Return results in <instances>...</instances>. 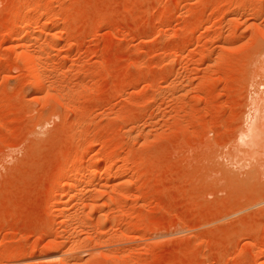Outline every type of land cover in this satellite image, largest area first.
Here are the masks:
<instances>
[{
	"label": "rangeland",
	"instance_id": "374dc122",
	"mask_svg": "<svg viewBox=\"0 0 264 264\" xmlns=\"http://www.w3.org/2000/svg\"><path fill=\"white\" fill-rule=\"evenodd\" d=\"M261 132L264 0H0V264H262Z\"/></svg>",
	"mask_w": 264,
	"mask_h": 264
},
{
	"label": "bare ground",
	"instance_id": "6f19581e",
	"mask_svg": "<svg viewBox=\"0 0 264 264\" xmlns=\"http://www.w3.org/2000/svg\"><path fill=\"white\" fill-rule=\"evenodd\" d=\"M19 5V4H18ZM29 6V5H28ZM30 7V6H29ZM24 8V10H26V6L25 7H23ZM38 8V7H37ZM39 10V9H38ZM21 14V13H20ZM37 14L39 15V11L37 12ZM41 15H42V13H41ZM40 16V15H39ZM39 16H37V17H39ZM19 17V16H18ZM33 17V16H32ZM257 16L255 15L254 16V19L256 18ZM36 18V17H35ZM258 18V17H257ZM18 20V21H17ZM16 20V22H14L15 24L12 26V27H10V29H9V32L8 33H10V34H12V35H17L18 34V28H19V24H23V22H25L24 21V18L22 19L21 17L20 18H18ZM27 21V20H26ZM28 22V21H27ZM39 29V28H38ZM38 29H34V30H31L30 31V37H29V40H31V41H34L36 38H37V35H38V33L40 32L41 33V30H38ZM256 30H258V29H256ZM262 33V32H261ZM263 36V35H262ZM22 37V36H21ZM37 40V39H36ZM16 47L17 48H19L21 51H20V59H22L23 61H21V62H23V66L24 67H26V69H27V73L32 77V76H34V78H35V80H34V82H35V85H37L38 86V88L40 87V86H44L43 85V79L41 78V69L39 68V66H37V64H38V56L34 53V52H30L29 50H28V48H27V43L26 42H22V43H19V44H16ZM25 71V70H24ZM34 82H33V84H34ZM36 86V87H37ZM62 95V94H61ZM261 114V113H260ZM255 119H256V116L252 119V121L250 122V124L253 122V124H251L250 126V129L248 128L247 129V132L245 133V134H243V136H242V138L241 139H243L244 140V142L243 143H245V141H246V143L248 142L250 145H254V147L256 146V145H260L261 143L259 142V144L258 143H256V142H258L259 140H256V139H258L257 138V136L258 137H260L259 136V131H258V129H257V126H255V124H256V122H257V120L255 121ZM261 133H264V132H261ZM263 135V134H262ZM260 140H262L261 138H260ZM248 143L246 144V145H248ZM251 146V147H252ZM261 146V145H260ZM250 147V148H251ZM253 147V148H254ZM252 148V150H254ZM260 148V147H259ZM247 151H249V150H245V152H247ZM251 152V149H250V151H249V153ZM248 153V154H249ZM252 153H256V152H252ZM97 163V159H95V158H90L88 161H87V167H91V166H93V165H95ZM75 167V166H74ZM74 168H72V170H70L71 171V173H70V175L68 176L67 175V181H65L66 182V188H67V193L69 194V196H70V198L72 197L73 198V196H74V190H75V188H76V182H75V180L73 179V173H74V170H73ZM68 173V172H67ZM104 175V178H109L110 176H111V169L110 168H107V169H105V171H104V173H103ZM86 183H85V185L86 184H88L89 183V181L88 180H86L85 181ZM64 192V191H63ZM58 202H60V201H58ZM57 202V203H58ZM61 202H62V200H61ZM60 206H61V204H60ZM61 211V213H62V215H64V216H71V212H67L65 209H64V207L62 208V209H60ZM71 211V210H70ZM70 213V214H69ZM69 214V215H68ZM72 215H73V213H72ZM69 220V219H68ZM71 220V219H70ZM69 225V224H68ZM101 227H103V224L101 223ZM102 229V228H101ZM69 232V231H68ZM67 256V255H66ZM66 256L64 255V257L63 258H66ZM53 257H56V256H54V255H51V256H48V258L47 259H53ZM67 262V261H66ZM262 264H264V257H263V260H262Z\"/></svg>",
	"mask_w": 264,
	"mask_h": 264
}]
</instances>
